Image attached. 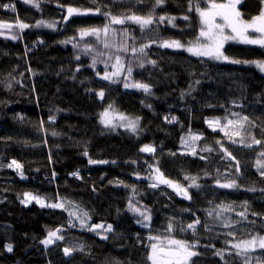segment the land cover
<instances>
[{"label":"trees","instance_id":"16d2710c","mask_svg":"<svg viewBox=\"0 0 264 264\" xmlns=\"http://www.w3.org/2000/svg\"><path fill=\"white\" fill-rule=\"evenodd\" d=\"M191 3L204 7L206 0ZM189 5L190 0H164L160 6L155 0H0V23L12 26L9 33L0 31V264H150V236L195 243L199 255L189 264H264V249L237 255L231 247L264 236V177L256 168V161L264 160V72L252 63L264 62V48L226 44V56L248 62L237 64L154 46L172 40L187 44L197 36L200 24ZM69 7L91 11L62 22ZM97 8L100 14H93ZM261 8V0H240L238 11L251 21ZM103 13L151 14L153 23L144 29L122 27L128 47L147 45L145 54L134 56L137 65H131L127 82L148 84L151 94L125 88L126 82H101V54L110 51L94 36L80 39V31L105 24L117 28ZM160 16L175 17L174 26ZM39 21L54 28L38 26ZM18 22L29 27L21 30ZM86 46L93 50L85 54ZM101 91L103 98L97 95ZM137 103L145 116L134 114L135 133L101 128L100 114L109 105L131 115ZM210 120L221 127L237 123L213 131ZM189 133L201 137L195 155L181 143ZM253 138L261 143L253 144ZM145 146L154 151L142 152ZM13 160L22 166L19 171L8 167ZM150 166L187 189L190 198L165 184L150 187ZM186 176L199 187H189L193 181ZM232 181L237 187L218 186ZM25 193L64 208L25 206ZM130 204L150 219L130 211ZM221 205L231 207L224 211ZM197 220L194 234L187 225ZM97 224L111 225L112 231L87 230ZM57 229L63 239L45 247L41 241ZM65 247L82 250L65 256Z\"/></svg>","mask_w":264,"mask_h":264},{"label":"snow or ice","instance_id":"6c2138e0","mask_svg":"<svg viewBox=\"0 0 264 264\" xmlns=\"http://www.w3.org/2000/svg\"><path fill=\"white\" fill-rule=\"evenodd\" d=\"M25 2H31V0H25ZM137 2H141V0H137ZM93 3H95V0H93ZM164 3V0H155V6H160ZM208 6L207 8H201L199 4L197 3L195 7L193 8V5L190 0L189 5V11L195 10L197 16L199 17V24H200V32L199 36L195 41H192L189 43V46L187 48L184 47L179 41L172 40V41H162L159 46L162 48H173V49H181L184 48V50L188 51L191 55L197 56V57H208L211 59H215L218 61H225L228 63H248L246 61H240V60H233L230 59L228 56L224 54L222 49L224 48V45L227 41H235L238 43H244V44H253V45H259L260 47L264 48V7L261 8L259 14L257 16H254L251 21H246L242 18L241 12L237 10V4L240 3V0H227L226 3H216L215 0H207ZM261 4L264 5V0H261ZM34 6L38 7V4H34ZM5 7H9L5 5ZM14 10V9H12ZM88 11L91 10H84L81 11L79 9H75L72 7H69L67 9L68 16H72L74 14L76 15H83L87 14ZM93 14H100V9L97 8L93 12ZM111 22V24H124L126 21L138 24L141 29H144L148 25L153 23V18L151 14L147 17L139 16V15H128L123 17H117L114 15H111L109 13H103ZM68 17H65L67 19ZM182 19L188 20L189 17L187 15L183 16ZM159 20L161 22L167 20L168 24L174 26V20L175 17H166V16H160ZM45 26L49 28H54V24H45L44 21H39L38 26ZM0 27H10V25H0ZM17 27H19L21 30L29 27V25L24 23L17 24ZM226 30H228L226 32ZM111 31L110 25L105 24L102 29L98 28H92V29H82L80 31V38L83 39L87 36H94L99 41L101 33L104 34V36H107L109 32ZM250 33H256L258 35L252 36ZM113 35L115 33L113 32ZM124 35L127 36V31L124 32ZM11 39H16L17 37L15 35L10 36ZM69 41H64L63 43H68ZM73 47H76L75 44H73ZM104 47L108 48L110 47L109 43L107 41L104 42ZM147 45L140 47L139 49H132V52L135 54L137 51L141 54H145V48ZM93 49L90 47H85L83 49L84 53L87 54L88 52H91ZM121 50L127 51V46L124 45ZM79 59V55L76 57ZM97 63V60L93 58L91 67H95ZM148 63L155 65V61H148ZM255 63L256 66L264 72V62L255 61L252 62ZM115 71L109 74L108 72H105L103 76L100 78L103 80H109L113 83L117 82L113 80V77L118 76L120 74V71L123 69L124 65L119 56L116 57V63L112 66ZM139 67L143 68L144 64L141 62L139 64ZM128 76L125 77V80L128 81L132 74V67L129 66L127 68ZM10 87V85H9ZM125 88L134 87L137 90H143L145 94H151V88L148 84L145 83H130L126 82L124 84ZM99 97L103 98L104 93L101 91L97 94ZM115 110L112 108V105L108 106V109H105L104 112L100 114V122L105 127H125L129 131L135 133L138 125H139V119L132 120L123 114L115 115ZM53 119H55L53 117ZM166 121L173 122L175 121V117H172L170 120L166 117ZM245 121L248 119L247 117L243 118ZM114 120H120L122 121L121 124L117 125L114 124ZM208 126L212 128L213 131H215L218 127L221 131H224L228 126L232 125L234 126L237 122L229 120L227 125H224L223 127L220 126L219 120H210L206 121ZM56 133H53L55 135ZM228 134L227 132L225 133ZM235 135H239V132L234 133ZM201 137L199 135H194L189 133V137L182 138V145L189 149L188 154L195 155L196 154V147H195V141L200 140ZM235 142V141H233ZM253 144H260L261 141L257 140L255 138L252 139ZM247 147H251L252 145H246ZM223 150V149H222ZM142 152H152L154 149H152L150 146H145L141 148ZM202 151H211L210 148H204ZM87 153H85L86 155ZM226 156L230 157V154L225 152ZM261 157H264V152L260 153ZM203 158V157H202ZM231 158V157H230ZM90 163H96V161H89ZM9 168H14L15 170L19 171L22 166L17 163L15 160H13L9 165ZM151 167V166H150ZM256 168L259 171V174L264 177V160L258 159L256 161ZM156 172V175L152 177L153 180H155V183L150 184V187H158L159 184H165L169 187L173 188L177 191L178 195H183L185 199H189V194L187 189L181 187L178 184L173 183L172 181L165 179L163 174L160 173L159 169H154ZM237 172H239V166L237 165ZM22 175V173H21ZM73 175H77L76 173H73ZM185 179H191L193 182L189 185V187H199V185L195 184V178L194 177H185ZM218 186L221 188H235L237 187L235 181H232L231 183H223L219 184ZM32 200H35L36 203L40 205V207H49L53 209H63L64 203H49L45 204L44 200L40 197L33 196L30 193L24 194V199L21 200L22 204H25L27 206L28 202H31ZM222 210L227 211L231 207L230 205H221L220 206ZM129 210L133 213H136L143 217V220L147 221L150 219V217L147 215L146 211H140V209L136 208L133 205H129ZM69 215H74V213H69ZM211 215V212L209 213ZM219 216V213H217ZM241 217H243L244 213H238ZM85 220L87 219V213L83 214ZM200 221L197 220L194 223H190L187 225L188 229H192L193 233L195 234V227L197 224H199ZM81 226L85 227L84 220L81 221ZM147 226V225H144ZM225 226H228L227 224ZM104 228V231L111 232L112 226L108 225L106 228L103 225L97 224L91 227H88V231H96L97 229ZM183 230V229H182ZM173 231V226L169 224L168 226V232L171 233ZM60 232V229H57L55 231H49L47 238L41 241L42 244H44L45 247L52 244L54 241L62 240L63 237L58 235ZM101 239H107V236L101 235ZM150 241H156L150 245V254L148 255L147 259L151 261V264H189V261L192 257L199 255L198 252H196L194 249L196 248V244L192 243L189 244L188 242L184 240H178L174 238H167L165 240H161L160 237L157 236H150ZM231 247L237 249L236 254L242 255L250 250H255L257 247L260 249H264V236L261 237H253L251 240L241 241L240 243L233 244ZM7 250L10 252L12 251V246L8 245ZM74 250H82L81 249H73L69 247H65L63 249L64 255L69 256ZM217 255H222V253L217 252ZM247 264V262H246Z\"/></svg>","mask_w":264,"mask_h":264},{"label":"rangeland","instance_id":"374dc122","mask_svg":"<svg viewBox=\"0 0 264 264\" xmlns=\"http://www.w3.org/2000/svg\"><path fill=\"white\" fill-rule=\"evenodd\" d=\"M227 2V0H223V3H226ZM207 6H208V3H207V0H206V4H205V6L204 7H201V8H207ZM238 6H239V4H237V10H238ZM262 7H264V5H262ZM196 13V12H195ZM197 15V14H196ZM73 16H77L76 14H74V15H72V16H68V12H67V9L65 10V12H64V16H63V19H62V22H64V21H66V20H68V19H70L71 17H73ZM65 17H68L67 19H65ZM198 17V16H197ZM110 21V20H109ZM198 21H199V17H198ZM189 22H190V18H189ZM110 24H111V22H110ZM127 24H135V23H131V22H125L124 24H111V25H113V26H118L117 28H110L111 29V31L109 32V34L107 35V36H104V34L103 33H101V35H100V38H99V40H100V44H102L101 45V47L102 48H104V42L105 41H107L108 43H109V45H110V47H108L107 49L110 51L107 55H105L103 52H102V54H101V61H102V66H103V68H104V74H105V72H108L109 74H111L112 72H114L115 71V69L112 67L115 63H116V57L117 56H119L120 58H121V60H122V62H123V65H124V67H123V69L120 71V74L118 75V76H115V77H113V80H115V81H117V82H115V83H113V82H111V81H109V80H103V79H101L102 81L101 82H105V83H109V84H113V85H117L118 83H121V85L123 86V84L125 83V82H127L126 80H125V77L126 76H128V72H127V68L129 67V66H131L132 64H136L137 65V62L134 60V56L136 55V54H139V52L137 51L135 54L132 52V49L133 48H135V49H139L140 47H143V46H145V44H142V45H135V46H132V47H128V39H129V35H127V36H125L124 35V32L125 31H127V33H128V30L126 29V28H122L124 25H127ZM0 25H9V24H4V23H0ZM135 25H138V24H135ZM149 26V25H148ZM12 29V26L10 25V27H0V31L1 32H5V33H9V31ZM228 30H226V32H227ZM113 32L115 33V35H113ZM199 32H200V28H199V30H198V32H197V36L196 37H193V38H191V39H188V41H187V44H184L183 42H181V41H179V40H176V41H179L182 45H184V47L185 48H187L188 46H189V43L190 42H192V41H195L196 39H197V37L199 36ZM87 37H89V36H87ZM87 37H84V38H87ZM254 37V36H253ZM83 38V39H84ZM81 39V38H80ZM228 43H234V44H238V45H245V46H259V45H253V44H244V43H238V42H235V41H227L226 43H225V45L226 44H228ZM159 44L160 43H158V44H154V46H158V47H160L159 46ZM124 45H126L127 46V51H124V50H121L122 49V47L124 46ZM224 45V46H225ZM260 47V46H259ZM160 48H162V47H160ZM162 49H168V50H172V51H183V52H185L186 54H188V55H191L188 51H186V50H184V48H181V49H173V48H162ZM191 56H194V55H191ZM194 57H197V56H194ZM200 58H205V59H210V60H214V61H218V60H215V59H211V58H208V57H200ZM134 88V87H133ZM134 89H136V88H134ZM137 90V89H136ZM138 92H141L142 91V93L144 94V95H146L144 92H143V90H137ZM133 114H126V113H119V112H115L114 114L115 115H118V114H123L124 116H126V117H128V118H130V119H132V120H134L133 119V117H134V114H138V115H140V116H145V114H144V112H143V110L141 109V107H140V104L139 103H137V104H135L134 105V108L132 109V110H130ZM104 112V111H103ZM99 123H100V126H101V128L104 130V131H106V132H108V133H119V132H126V133H133V132H131V131H129L127 128H125V127H115V128H111V127H105L103 124H101V122H100V118H99ZM113 123L114 124H117V125H119V124H121L122 123V121H120V120H114L113 121ZM66 156L69 158V159H71L72 161H75V159H76V157L74 156V153L73 152H67L66 153ZM14 169V168H13ZM154 169H156L155 167H151V177H150V180H151V184L152 183H155L156 181L155 180H153L152 179V177H154L155 175H156V172L154 171ZM34 196V195H33ZM44 200V199H43ZM32 202H34V203H36V201L35 200H32L31 202H28L27 203V205L28 204H30V203H32ZM44 203L45 204H49V202H47V201H45L44 200ZM37 205H39L38 203H36ZM40 206V205H39ZM80 211V210H79ZM81 212V215H79L80 216V218H82V217H84L83 216V214H84V212L83 211H80ZM138 215V214H137ZM139 216V215H138ZM145 223V222H144ZM161 240H163V239H161ZM165 240V239H164ZM55 242V241H54ZM154 242H156V241H152L151 243H150V245L152 244V243H154ZM150 245H149V248H148V255L150 254ZM258 248V247H257ZM256 248V249H257ZM235 249V248H234ZM255 249V250H256ZM235 251L237 252V249H235ZM250 251H253V250H250ZM250 251H248V252H250ZM190 262V261H189ZM149 263L151 264V261H149Z\"/></svg>","mask_w":264,"mask_h":264}]
</instances>
